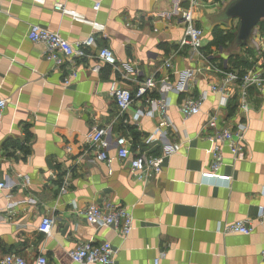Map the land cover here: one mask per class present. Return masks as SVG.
I'll return each mask as SVG.
<instances>
[{"label": "crops", "instance_id": "1", "mask_svg": "<svg viewBox=\"0 0 264 264\" xmlns=\"http://www.w3.org/2000/svg\"><path fill=\"white\" fill-rule=\"evenodd\" d=\"M183 3L104 0L93 12L90 0H0V96L7 99L0 119V182L7 186L0 192V257L15 254L26 264H35L39 257L46 264H73L68 252L88 241L108 242L115 250L113 264H153L156 259L159 264H262L264 87L249 89L245 116L237 107V84H229L223 94L209 91L220 85L228 54L225 51L222 58L211 54L213 48L179 49L183 26L178 9ZM55 5L64 10L57 12ZM200 17L199 11L197 25L204 30L206 47L215 26L202 27ZM30 25L57 32L69 42L94 34L89 57L74 63L77 77L70 85H63L70 66L54 68L44 60L43 45L26 37ZM101 48L113 53L116 65H101L94 75L91 69L98 64L96 52ZM238 57L255 62V53L247 48ZM166 62L171 64L168 69ZM149 77L156 80L151 95L169 103L166 118L171 127L143 145L160 124L157 112L135 120L138 112L151 110L135 98L119 114L111 89L134 93ZM202 94L206 101L201 113L183 121L178 112L183 98ZM213 110L220 127H247L237 161L223 152L220 172L232 176L228 185L206 184L200 178L211 160V144L201 130ZM98 128L107 130L110 173L95 160L96 150L89 143V134ZM25 129L30 134L27 155L6 149L9 140L25 144ZM120 136L130 140L125 161L116 157ZM172 146H179L178 152L162 161L159 175L145 183L135 180L131 159L139 153L160 156ZM92 203L130 210L134 227L129 236L122 240L110 227L89 226L77 211ZM43 217L54 220L49 236L37 231ZM235 222L250 226L252 233H222L225 225Z\"/></svg>", "mask_w": 264, "mask_h": 264}, {"label": "built area", "instance_id": "2", "mask_svg": "<svg viewBox=\"0 0 264 264\" xmlns=\"http://www.w3.org/2000/svg\"><path fill=\"white\" fill-rule=\"evenodd\" d=\"M92 11L98 12L104 0H90ZM183 7L178 9V15L183 26L182 37L178 41L179 49H188L194 52H200L203 48L204 30L197 25V15L204 7L207 0H183ZM221 3H223L221 1ZM57 12L64 10L63 6L55 5ZM234 30V29H233ZM27 39L34 44H42L44 47V60L54 68H62L69 65L68 73L63 79V85H70L77 77L75 62L88 58L89 50L95 45L94 34L79 42H69L57 32L49 31L37 25H30L26 34ZM253 49L255 53L251 68L247 69L239 77L236 72H220L223 75L220 85H214L209 88L213 94H223V90L230 84H237L236 96L239 112L245 116L250 110L249 89L256 88L258 91L264 87V30L259 26L252 36ZM98 64L91 69V73L97 75L101 65L115 67L116 60L113 53L108 48L98 49L96 52ZM250 59H248L249 61ZM165 68H170L169 62L165 63ZM156 86V80L153 77L145 78L137 87L134 93L127 89L112 88L116 109L119 114L126 112L132 105L135 98L144 102L151 108L146 112H138L135 120L141 116L154 117V112L160 119L159 126L153 134L143 140V145H149L157 139L162 129H169L171 124L166 118V112L169 103L165 100L152 98L151 92ZM179 91L183 92L182 86ZM226 98H223L221 106H225ZM205 94L196 97L187 95L178 106V112L183 121L195 117L201 113L205 104ZM7 106V99L0 96V119L2 118ZM219 114L213 110L207 114V119L203 125L201 137L211 144L210 163L205 171L200 173L202 182L214 185H228L232 181V176L222 174L221 168L224 166L223 152L227 150L233 162L237 161L243 151L245 144V133L247 127L245 123L237 125L236 128L220 127ZM107 130L105 128L94 129L89 134V143L96 150L95 160L105 164L110 170L111 159L105 153L107 143L104 140ZM118 160L125 161L129 159L130 140L125 136L116 139ZM179 146L169 147L160 156L146 155L139 153L130 160V170L134 178L139 183H145L161 172V163L172 154L178 152ZM70 152V148H66ZM110 173V171H109ZM23 184L28 186L29 180L23 178ZM6 184L0 182V192L6 190ZM74 210L76 206L72 204ZM85 222L93 228H112L116 231L119 238L125 240L134 227V219L130 210L114 206L111 203L99 205L97 203L88 204L82 210L77 211ZM259 218L264 221V208L260 210ZM54 226V220L49 217H43L37 227L38 233L49 236ZM223 234H240L249 236L252 228L242 222L227 224L222 228ZM115 250L106 242L94 245L92 242H81L73 250L68 252V257L73 264H113ZM262 264H264V249L260 253ZM0 264H26V262L15 254H5L0 257ZM35 264H46L44 257L36 259ZM153 264H159V259L154 260Z\"/></svg>", "mask_w": 264, "mask_h": 264}, {"label": "water", "instance_id": "3", "mask_svg": "<svg viewBox=\"0 0 264 264\" xmlns=\"http://www.w3.org/2000/svg\"><path fill=\"white\" fill-rule=\"evenodd\" d=\"M237 21L232 41L226 49L228 55H239L241 50L253 46L252 36L264 23V0H227L220 10L206 20L207 27L227 26Z\"/></svg>", "mask_w": 264, "mask_h": 264}, {"label": "trees", "instance_id": "4", "mask_svg": "<svg viewBox=\"0 0 264 264\" xmlns=\"http://www.w3.org/2000/svg\"><path fill=\"white\" fill-rule=\"evenodd\" d=\"M220 1L225 2L227 0H220ZM259 27L262 30H264V23H261ZM232 34H233L232 30H228V29L225 30V27L222 28L220 26H215L211 30L212 39L210 43L206 47H203L200 51L204 49L208 50L210 48H215L216 50L221 49L226 51V49L228 48L229 44L232 41ZM246 54H248V52ZM251 66L252 64L247 60L241 61L238 55H228V68L225 69L224 72L225 73L236 72L238 76L241 77L247 69L251 68ZM152 98L158 99L157 97H153V96ZM29 139H30V134L28 133V130L25 129V144L24 143L19 144L18 142L9 140L5 143V148L18 149L21 152H23V154L26 156L28 153L26 143L29 141Z\"/></svg>", "mask_w": 264, "mask_h": 264}, {"label": "rangeland", "instance_id": "5", "mask_svg": "<svg viewBox=\"0 0 264 264\" xmlns=\"http://www.w3.org/2000/svg\"><path fill=\"white\" fill-rule=\"evenodd\" d=\"M221 3V1L220 0H210L209 2H206V4L204 5V7L200 10V14H201V17H200V19H201V21H200V25L202 26V27H206L207 26V24L205 23V21L209 18V17H211V16H213V15H215L219 10H220V8H221V5H216V3ZM236 25H237V21H232V22H230V24L228 25L229 26V28H228V30H232L233 32H234V30H235V27H236ZM234 29V30H233ZM225 30H226V28H225ZM205 36H206V32H205ZM203 44H204V41H203ZM247 49H249L250 51H251V53H253L254 52V49H253V47L251 46V47H249V48H247ZM210 49H208V51H209ZM210 52H211V54H213V56H220V57H222V58H225L224 56V54H225V51L224 50H221V49H219L218 50V52H217V50L215 49V48H213V49H211L210 50ZM216 53V54H215ZM219 60V59H218ZM223 60H225V59H223Z\"/></svg>", "mask_w": 264, "mask_h": 264}]
</instances>
